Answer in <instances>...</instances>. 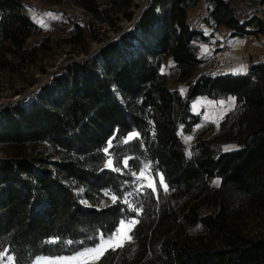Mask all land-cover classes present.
Listing matches in <instances>:
<instances>
[{"label":"trees","instance_id":"16d2710c","mask_svg":"<svg viewBox=\"0 0 264 264\" xmlns=\"http://www.w3.org/2000/svg\"><path fill=\"white\" fill-rule=\"evenodd\" d=\"M201 1L148 0L136 12L134 0H71L89 25H76L68 44L115 36L0 111V253L15 264L71 257L135 219L131 240L98 264H264V234L244 233L237 204L249 199L264 212V62L247 74L195 78L205 63L199 45L209 37L188 14ZM237 1L244 0H208L206 22L233 38L264 36V21L241 13ZM257 5L264 0H248V8ZM26 9L24 0H0V74L40 54L43 45L25 48L41 32ZM170 76L188 88L185 96L170 88ZM200 98H235L237 106L196 138L188 156L184 137L203 123L191 109ZM109 159L119 171L107 168ZM146 165L167 191L134 189L133 173Z\"/></svg>","mask_w":264,"mask_h":264},{"label":"rangeland","instance_id":"374dc122","mask_svg":"<svg viewBox=\"0 0 264 264\" xmlns=\"http://www.w3.org/2000/svg\"><path fill=\"white\" fill-rule=\"evenodd\" d=\"M147 2L148 0H134V11L140 12L141 8L144 7ZM24 3L29 17L41 27V32L32 36L27 41L25 48L30 49L34 46H43L34 64L19 65L14 71H4L0 74V111L22 98L29 96L30 93L36 90L48 77L52 76L69 62L73 60L81 61L94 56L111 37L115 36L113 32H109L103 37L95 33L94 36H96V38L94 40L92 39L86 46H71L66 40L72 35L75 26L80 25L82 27H87L89 25V15L82 8L74 5L71 0H24ZM247 4L248 0L234 3L239 11L241 13L246 12L248 17L261 14V6L257 5L253 8H248ZM209 8L210 5L208 0H202L196 7L192 8L188 14V21L191 26L194 29L203 31L204 34L209 37L207 43L199 45L198 55L205 63L198 70L195 78L205 73L214 75L245 73L250 65L264 62V36L252 35L246 38L231 37L230 30L225 28L216 29L211 25V21L209 23L206 22ZM49 13L52 14V17L47 15ZM241 19H243V14L241 15ZM41 22L46 26H41ZM121 25L123 28H127L130 26V23L124 22L121 23ZM205 49H207V52H205ZM172 64L173 62L170 60L167 65L162 67L161 72L169 75V67L172 66ZM240 69H243V71H239ZM174 79L173 76H170V88L179 91L182 96H185L186 88L183 84L176 83ZM33 81H36L35 85H32ZM233 100L234 99L229 98L222 102H212L205 98H200L196 101L193 111L198 109L199 114H201L203 118V123L195 128L193 135L190 136V140H186L187 137H184L188 156L192 155L191 146L196 138L204 133L211 123L214 125L215 130H217L225 113H228L227 111L235 106V102L232 103ZM213 133V131L207 132L204 135V139L210 138ZM136 136H133L132 139ZM127 141L130 140L127 139ZM235 148V145H229L226 149ZM5 156L6 154L0 149V157ZM111 160L114 168L113 159ZM143 172V176H141L140 173L134 175V189H153L149 185H154L157 191V185L160 184L162 186L160 182L162 176L155 177L149 165L144 167ZM216 181H219L218 185L215 183ZM163 184L166 185L164 180ZM213 186L219 187L220 180L215 179L213 181ZM237 204L239 206L238 223L244 230V233L250 237L262 236L264 234V212L259 204L249 199H240L237 201ZM212 212H214L212 208H201L200 210L201 214H210ZM134 225L125 227L123 233L127 236H131ZM191 232L196 235L207 234L205 228L191 229ZM127 241L129 240L125 239L123 244ZM115 248L106 247L102 254L81 257L74 261L65 258L77 257L87 249L71 257H39L33 264H98L109 249ZM0 264H15V262L7 251H3L0 253Z\"/></svg>","mask_w":264,"mask_h":264},{"label":"snow or ice","instance_id":"6c2138e0","mask_svg":"<svg viewBox=\"0 0 264 264\" xmlns=\"http://www.w3.org/2000/svg\"><path fill=\"white\" fill-rule=\"evenodd\" d=\"M48 16L52 17V14L49 13L47 14ZM54 18V17H53ZM41 26H46L43 24V22H41ZM205 52H207V49H205ZM239 71H243V69H240ZM232 103H234V100L232 101ZM195 107V106H194ZM138 134L136 133H133L131 134L127 139L128 140H131L133 136H136ZM191 137H187L186 140H190ZM127 142V140L125 141ZM111 145V142H109V146ZM226 151L230 150V149H225ZM107 151V149H106ZM123 164L125 167H127L128 165V161L127 160H124L123 161ZM107 167L109 168H113V164H112V160L109 159L108 162H107ZM114 171H119L118 168H113ZM133 175H135V173H133ZM141 176L144 175V172L142 171L140 173ZM160 182L162 184V186L164 187V190L167 191V185H164L163 184V178L161 177L160 178ZM217 185L219 184V181H216L215 182ZM150 187L153 188V191H156L154 185H149ZM107 195V193H106ZM111 199L112 201L115 203L116 200H117V197L115 195L111 196ZM125 203H128L127 200H125ZM134 211H136V214L139 215L140 214V210L138 209H134ZM137 221L135 219L133 220H130V221H127L125 222L124 220H121L119 222V226L117 227V229L113 232L112 235L108 236L107 238H105L103 236V234L100 235V242L99 244L94 247V248H90V249H87L86 251L82 252L79 254V256L77 257H71V258H65L67 260H78L80 259L81 257H87V256H92V255H95V254H102L103 251L106 249V247H112V248H115V247H120V246H123V242L124 240H131V236H127L123 233V229H125V227H130V226H133Z\"/></svg>","mask_w":264,"mask_h":264},{"label":"crops","instance_id":"0c3cea01","mask_svg":"<svg viewBox=\"0 0 264 264\" xmlns=\"http://www.w3.org/2000/svg\"><path fill=\"white\" fill-rule=\"evenodd\" d=\"M261 14L260 15H258L263 21H264V5L263 6H261V12H260ZM259 63H261V62H259ZM254 64H257V63H254ZM251 66V65H250ZM250 66L248 67V70H247V72H245V73H240V74H247L248 73V71H249V68H250ZM232 74V73H231ZM235 75H237V74H235ZM185 88H186V93H187V91H188V88L186 87V86H184ZM229 99V98H228ZM227 99V100H228ZM232 99H234V102H235V106H233V108L232 109H230V110H228L227 112L229 113L230 111H232V110H234L235 109V107L237 106V102H236V99L235 98H232ZM197 101V100H196ZM196 101H194L192 104H191V109H192V112L194 113V114H199V111H198V109H196V111H193V108H194V104L196 103ZM222 101H226V100H219L218 102H222ZM212 102H216V101H212ZM227 113H225V115H226ZM224 115V116H225ZM229 147V145L228 146H226L225 147V149L226 148H228ZM230 150H234V149H230ZM230 150H228V151H230Z\"/></svg>","mask_w":264,"mask_h":264}]
</instances>
